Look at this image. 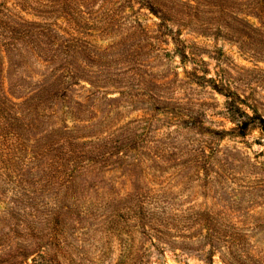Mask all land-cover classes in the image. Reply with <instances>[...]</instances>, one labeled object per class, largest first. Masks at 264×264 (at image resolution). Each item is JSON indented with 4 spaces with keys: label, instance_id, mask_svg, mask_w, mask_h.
<instances>
[{
    "label": "rangeland",
    "instance_id": "rangeland-1",
    "mask_svg": "<svg viewBox=\"0 0 264 264\" xmlns=\"http://www.w3.org/2000/svg\"><path fill=\"white\" fill-rule=\"evenodd\" d=\"M183 1L190 2L184 15L169 24L182 29L192 58L180 56L156 27L158 18L137 3L112 37L91 38L99 53L107 52L103 47L109 42L120 48V63L109 71L113 80L101 86L82 81L75 94L99 105L106 122L109 116L123 151L102 164L83 160L91 169L83 180L88 196L82 198L85 211L77 212L76 205L66 214L70 247L56 263L34 256L28 264H120L127 235L106 230V212L118 205L112 197L146 191L154 203L147 206L161 217L191 220L194 211L207 209L248 237L238 258L235 246L218 242L210 263L202 255L210 250L204 232L194 236L186 226L190 236L176 238L172 247L173 241L158 239L149 227L142 234L139 225L131 236L143 246V261L133 264H264V131L258 119L248 117L254 109L264 118V19L257 34L247 27L258 25L249 14L264 13V0ZM249 33L252 37H243ZM79 58L75 62L104 78L105 66ZM214 82L220 89L212 88ZM24 99H14L18 108L25 107ZM243 121L250 125L239 135L237 124ZM37 179L34 169L6 170L0 164V261L20 244L36 246L55 231L46 220V211L58 207L54 191H40Z\"/></svg>",
    "mask_w": 264,
    "mask_h": 264
},
{
    "label": "trees",
    "instance_id": "trees-1",
    "mask_svg": "<svg viewBox=\"0 0 264 264\" xmlns=\"http://www.w3.org/2000/svg\"><path fill=\"white\" fill-rule=\"evenodd\" d=\"M96 2L0 0V164L6 170L34 169L38 174L39 190L43 193L54 191L58 203L54 211H46V220L55 231L47 232L46 240L36 246L20 244L12 252L8 251L0 264H28L29 258L36 261L34 256H47L45 259L56 263L60 253L62 255L70 247L68 236L64 234L68 220L66 214L76 205L77 212L85 211L82 198L88 195L84 193L83 180L91 169L84 166L83 160L102 164L110 155L123 151L121 142L117 140L120 134L117 127L111 125L113 122L109 121V116L106 122L100 115L99 105L75 94L82 81L96 86L113 80L109 71L120 63V48L115 49L117 46L109 42L103 47L107 52L99 53L92 50L91 47L101 48L91 38L112 37L111 31L130 19L127 10L134 12V3H137L140 9L145 8L158 18L156 27L169 36L180 56L192 58L195 54L187 50L189 46L182 38V29L169 24L182 18L190 2L100 0L99 11H93L92 6ZM27 15H33L34 19ZM249 15L258 20V25L248 22L247 27L257 34L261 30L264 13ZM237 30L232 31L237 33ZM243 37H252V34ZM89 52L94 53L93 56ZM76 56L86 64L105 66L107 77L104 74L102 78L103 74L97 70L75 62ZM212 88L220 89L215 82ZM226 97L230 99V95ZM18 98H25V107L18 108L14 101ZM56 105L58 110L54 108ZM253 112L254 115L248 117L250 120L258 119V126L264 131V118L258 116L256 110ZM86 113L88 119L78 116ZM249 125L250 121L237 124L239 135H243ZM150 198L147 191L118 194L111 198V203L118 205L106 212L105 228L115 236L127 235V239H121L124 250L120 253V264L143 261V246L139 240L134 242L131 236L134 227L139 225L142 229L149 227L155 230L158 239L164 236L170 239L172 247L176 238L190 236L185 234V231H190L185 230L186 226L196 231L194 236L204 232L203 238L209 242L210 250H203L202 255L210 259V263L220 241L236 247L235 257L242 255V243L248 235L241 234L239 225L229 224L207 209L194 211L196 216L191 220L188 217H161L147 206L154 204L152 200L149 202ZM64 201L68 204H63ZM145 230L141 233L148 234ZM47 248L52 252H46Z\"/></svg>",
    "mask_w": 264,
    "mask_h": 264
}]
</instances>
